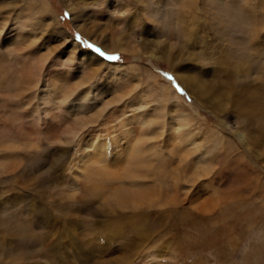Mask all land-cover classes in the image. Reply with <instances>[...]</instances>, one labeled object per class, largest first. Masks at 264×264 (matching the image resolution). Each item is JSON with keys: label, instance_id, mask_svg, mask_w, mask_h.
Segmentation results:
<instances>
[{"label": "rangeland", "instance_id": "rangeland-1", "mask_svg": "<svg viewBox=\"0 0 264 264\" xmlns=\"http://www.w3.org/2000/svg\"><path fill=\"white\" fill-rule=\"evenodd\" d=\"M47 2L0 0V264H264V0Z\"/></svg>", "mask_w": 264, "mask_h": 264}, {"label": "bare ground", "instance_id": "bare-ground-1", "mask_svg": "<svg viewBox=\"0 0 264 264\" xmlns=\"http://www.w3.org/2000/svg\"><path fill=\"white\" fill-rule=\"evenodd\" d=\"M36 2L40 5H44V6H48V2L47 0H36ZM153 55V54H152ZM50 79H48V81H50L51 83H49L50 85H55L57 83H60L63 81V78H64V71L62 70H57V69H54L53 72H52V75H50ZM182 80L184 79V85L187 86L188 88H190L191 90L195 89L193 88V86L190 84L189 81L193 82L192 78L190 77H182V75H178ZM165 86V89L168 91L170 89L169 86L167 85H164ZM198 90V89H197ZM198 96L199 94L196 93ZM196 95V96H197ZM247 102H250V105H251V102H255L257 105L259 104V102H256L255 100H247ZM264 103V102H263ZM255 104V105H256ZM247 107V106H246ZM186 109V107H185ZM189 110V109H188ZM259 115H261L263 118H264V112L263 113H259ZM135 116V120L137 121V119L140 118V115H134ZM243 134V133H242ZM96 142H87L85 145V156L86 157H90L89 160H92L93 162H96V163H100L102 164L104 167H105V172L106 174H113V175H121L122 172L124 170H121L120 169H123L121 167H123L125 164H126V161L123 162V160L121 159V156L123 155V153L121 152L123 149H125V146L124 145H121V147H119L118 149H120L118 151L115 150V162H110L109 160H107V155H103L102 152H103V147L104 146H99L98 144H95ZM124 146V147H123ZM128 147V150L126 148L125 151V154H129V150L131 148V146H127ZM128 171V168L125 169V172ZM111 172V173H110Z\"/></svg>", "mask_w": 264, "mask_h": 264}, {"label": "snow or ice", "instance_id": "snow-or-ice-1", "mask_svg": "<svg viewBox=\"0 0 264 264\" xmlns=\"http://www.w3.org/2000/svg\"><path fill=\"white\" fill-rule=\"evenodd\" d=\"M76 39L77 40H79L80 39V37L79 36H77L76 37ZM86 43V42H85ZM63 45H59L58 47H57V51L59 50V47H62ZM89 48H93L94 46L93 45H87ZM95 51L96 52H98V53H100V55L101 56H103L104 55V53H102L101 52V50L99 49V48H95ZM54 55V54H53ZM108 60H116L117 59V57H115V56H108V57H106Z\"/></svg>", "mask_w": 264, "mask_h": 264}]
</instances>
